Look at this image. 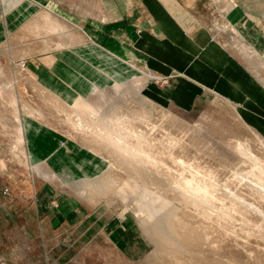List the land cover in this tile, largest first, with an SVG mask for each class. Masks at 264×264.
Listing matches in <instances>:
<instances>
[{
    "label": "rangeland",
    "instance_id": "374dc122",
    "mask_svg": "<svg viewBox=\"0 0 264 264\" xmlns=\"http://www.w3.org/2000/svg\"><path fill=\"white\" fill-rule=\"evenodd\" d=\"M28 1L36 6L0 42V264H63L23 227L37 190L83 223L66 231V264H264V136L220 96L186 110L149 95L169 77L94 41L109 25L102 0ZM206 1L216 38L244 49L234 0ZM80 47L92 76L98 64L104 74L67 103L33 65L69 49L78 58ZM31 120L97 152L98 174L54 180L32 158Z\"/></svg>",
    "mask_w": 264,
    "mask_h": 264
},
{
    "label": "crops",
    "instance_id": "0c3cea01",
    "mask_svg": "<svg viewBox=\"0 0 264 264\" xmlns=\"http://www.w3.org/2000/svg\"><path fill=\"white\" fill-rule=\"evenodd\" d=\"M234 2L237 7L230 18L246 45L239 51L227 47L209 28L206 0H102L99 5L109 25L93 33V39L117 58L134 59L168 76L169 86L158 92L150 89L152 97L191 110L205 95L220 96L236 106L248 127L264 136V0ZM35 6L34 1L0 0V42L16 28L14 20L23 21L24 7ZM16 13L20 15L13 19ZM83 49L78 48V58L70 49L41 55L33 65L41 85L67 103L86 99L92 85L102 82L103 64L93 65L101 78L92 76ZM27 128L34 162L45 163L54 180L66 182L70 171L96 175L102 168V158L93 149L71 147L80 144L41 122L31 120ZM50 197L37 190L36 206L26 209L23 227L32 240H41L38 246H44L53 262L66 264V231L83 223L72 219L66 203L59 206Z\"/></svg>",
    "mask_w": 264,
    "mask_h": 264
}]
</instances>
